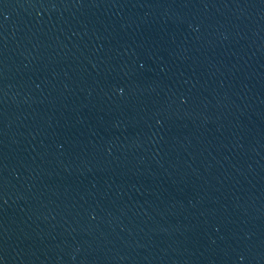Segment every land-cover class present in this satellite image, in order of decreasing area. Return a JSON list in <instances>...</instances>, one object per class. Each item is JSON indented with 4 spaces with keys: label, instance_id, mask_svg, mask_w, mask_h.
Returning a JSON list of instances; mask_svg holds the SVG:
<instances>
[{
    "label": "water",
    "instance_id": "1",
    "mask_svg": "<svg viewBox=\"0 0 264 264\" xmlns=\"http://www.w3.org/2000/svg\"><path fill=\"white\" fill-rule=\"evenodd\" d=\"M0 264H264V0H0Z\"/></svg>",
    "mask_w": 264,
    "mask_h": 264
}]
</instances>
